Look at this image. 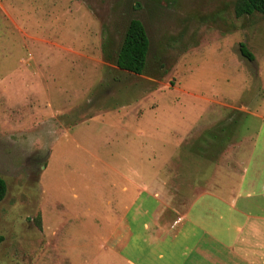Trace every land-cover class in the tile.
I'll list each match as a JSON object with an SVG mask.
<instances>
[{
    "label": "rangeland",
    "instance_id": "1",
    "mask_svg": "<svg viewBox=\"0 0 264 264\" xmlns=\"http://www.w3.org/2000/svg\"><path fill=\"white\" fill-rule=\"evenodd\" d=\"M235 1L0 0V264H123L114 198L155 165L145 191L176 210L220 189L194 177L258 128L236 108L264 115V16L234 17ZM131 19L140 75L115 67Z\"/></svg>",
    "mask_w": 264,
    "mask_h": 264
},
{
    "label": "crops",
    "instance_id": "2",
    "mask_svg": "<svg viewBox=\"0 0 264 264\" xmlns=\"http://www.w3.org/2000/svg\"><path fill=\"white\" fill-rule=\"evenodd\" d=\"M235 110L258 120V128L235 134L224 151L234 155H222L227 164L220 172H209L214 166L207 164L204 175L194 177L195 185L203 182L219 190L192 193L182 211L166 206L159 187L145 191L150 183L163 184L158 170L165 163L152 167L148 176H137L140 187L131 180L134 190L124 188L114 198L119 206L128 202L119 223L125 242L109 244L123 264H264V115L247 106Z\"/></svg>",
    "mask_w": 264,
    "mask_h": 264
},
{
    "label": "trees",
    "instance_id": "3",
    "mask_svg": "<svg viewBox=\"0 0 264 264\" xmlns=\"http://www.w3.org/2000/svg\"><path fill=\"white\" fill-rule=\"evenodd\" d=\"M253 13L264 16V0H236L233 6L234 17L248 16ZM149 42L142 24L131 19L125 29L121 45L115 58V67L130 74L140 75L146 65ZM241 57L252 61L253 57L242 45L238 48ZM6 186L0 178V201L4 198Z\"/></svg>",
    "mask_w": 264,
    "mask_h": 264
}]
</instances>
